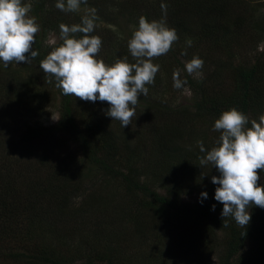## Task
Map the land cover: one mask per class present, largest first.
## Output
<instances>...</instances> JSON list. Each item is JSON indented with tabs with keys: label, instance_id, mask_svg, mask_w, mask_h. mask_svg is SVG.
I'll list each match as a JSON object with an SVG mask.
<instances>
[{
	"label": "trees",
	"instance_id": "trees-1",
	"mask_svg": "<svg viewBox=\"0 0 264 264\" xmlns=\"http://www.w3.org/2000/svg\"><path fill=\"white\" fill-rule=\"evenodd\" d=\"M23 2L31 3L30 15L40 25L32 46L39 55L31 63L13 62L7 68L0 61V257L26 264H212L216 256L215 264H263L264 208H249L251 220L245 228L232 217L223 227V204L215 200L218 185L211 182L219 172L199 165L204 153L197 143L203 141L207 150L214 146L220 135L215 120L231 107L250 120L264 114V47L259 48L264 11H256L262 1L82 3L96 9V25L103 21L127 35L130 22L138 23L141 15L160 20V5L166 3V23L179 37L166 55L153 61L160 65L155 82L147 86L146 96L140 95L136 117L124 128L105 115L107 102L63 95L39 66L52 47L62 43L59 37L55 45L50 43L49 35L59 36L60 23H80L85 13L63 12L55 7L57 0ZM91 35H96V27ZM189 38L191 47L185 43ZM127 42L117 36L102 40L97 59L112 64L127 56L135 62ZM185 49L187 55H182ZM194 55L204 62L203 79L180 69V60ZM177 68L187 81L184 86L195 93L192 108L166 97L167 91L175 94L184 88L171 86L172 79L168 84ZM50 96L59 101L54 106L59 109L56 126L27 125L14 139L13 113L25 101L39 105L32 98L49 101ZM61 132L77 143L87 163L78 171L72 162L52 161L49 136ZM16 150H21L20 157ZM259 175L258 183L264 184V172ZM99 176L122 188L129 205L87 194L88 178ZM198 188L206 198L200 194L195 203L184 200ZM99 200V206L94 205ZM61 223L66 225L60 230Z\"/></svg>",
	"mask_w": 264,
	"mask_h": 264
},
{
	"label": "clouds",
	"instance_id": "clouds-1",
	"mask_svg": "<svg viewBox=\"0 0 264 264\" xmlns=\"http://www.w3.org/2000/svg\"><path fill=\"white\" fill-rule=\"evenodd\" d=\"M88 0H57L55 7L63 12H79L81 4ZM163 17L149 21L144 15L138 19V27L133 26L127 48L135 62L127 56L107 64L97 59L102 47V39L91 35L96 27L95 8H86L81 22L71 26L60 23L58 46L40 61L43 73L55 79V86L63 95H72L89 102H107L105 115L118 120L122 128L132 124L136 117V107L141 94H148V85L155 82L160 65L153 61L166 55L179 39L175 28L166 23L167 4L161 3ZM31 3L23 0H0V61L7 68L15 62L31 63L39 52L33 50L40 25L35 16L30 15ZM80 33L77 37L75 34ZM187 47L193 41L186 40ZM55 45V42H53ZM187 55V50L182 51ZM203 60L193 56L185 63L184 70L194 78L203 79ZM179 68L173 71V87L181 89L186 80L181 79ZM52 83V79L48 80ZM56 119V118H54ZM251 125L250 127L248 125ZM214 130L219 138L207 150L203 141H198L204 155L199 157V165H211L219 172L211 182L218 185L215 200L223 204V227L227 228V217L245 228L250 220L249 208L253 205L264 208V184L258 183L260 172H264V114L259 119L249 117L236 107L222 112L215 120ZM201 196L206 198L207 193ZM215 210V205L212 206ZM244 235V234H242Z\"/></svg>",
	"mask_w": 264,
	"mask_h": 264
},
{
	"label": "rangeland",
	"instance_id": "rangeland-1",
	"mask_svg": "<svg viewBox=\"0 0 264 264\" xmlns=\"http://www.w3.org/2000/svg\"><path fill=\"white\" fill-rule=\"evenodd\" d=\"M260 1H262V2L260 3L261 6H259L257 8L258 10H256L257 13L264 11V0H259V2ZM253 3H256V2H253ZM86 8H89V6L81 7L80 12L85 13ZM90 8H93V7L90 5ZM124 23H125V21H124ZM133 26L138 27V23L130 22V27L128 28L129 33L127 35L125 32H120V33L115 32L116 31L115 26H112V25L107 24L106 22L100 21L96 25V35L100 36L102 38V40L110 38V37H114V36L128 40V36H129V38L131 37L132 31H133ZM58 37H59L58 35L51 33L49 35V42L50 43L58 42ZM263 47H264V42L261 44V47H259V48L262 49ZM178 56L182 57L180 55H178ZM171 59L172 60L175 59L173 54L171 56ZM190 59H191L190 57H185V58L181 59L180 61L185 66V63L187 61H189ZM184 66H182L180 68L182 70V72H186L184 70ZM203 69L204 68H202V75L204 74ZM171 79L173 80V78H169L168 84L171 83ZM170 85L172 86L173 84H170ZM49 94H50V92H49ZM52 95H53V93H52ZM166 97L170 98V100L172 102L180 103L181 105H184L185 107H188V108H192L191 107L192 103H194V100L196 98L195 93L192 90H190V88L188 86H184L183 90H181L180 92H175V94H173L172 90H171V92L167 91ZM51 98L49 101H47L43 97L42 98L41 97L32 98L33 103H38L39 105H30L29 106V104H28L29 100H28V102L25 101L24 105L22 107H20L21 109L17 110L15 113H13L12 118H14V119H13L12 123L10 122V124H11L10 126H11L12 131H13L11 134L14 137V139H17V137L21 134L22 127H23V129H25L27 125L36 126V127L45 126L48 128L56 126V124L58 122V118H59V109L54 107V106L59 101L54 100L53 96ZM53 100L56 103H53ZM54 118H56V119H54ZM49 137H50V142L52 143V145L54 147V152L51 155V156H53V158H52L53 162H58V161H60V162H63V161L72 162L71 165H74L77 171L84 164H87L86 161L83 160V158H82V155L78 149L77 143L75 141L69 139V137L66 133L61 132L55 136L53 134H51V136H49ZM62 140H64V142H65L64 145H63ZM14 154H15V156L20 157L21 156V150L14 151ZM66 157H67V159H65ZM77 164H79V167L77 166ZM35 166H37V162L34 161V159H33L32 167L34 168ZM38 169L41 170L40 167ZM76 170H74V171H76ZM88 188H89V191H87V194L91 193V192L96 193L99 195V199H101V198L108 199V197H109V201H112L113 203L117 202V205H119V204H121L122 206L123 205H129V201L128 202L125 201V196L123 195L122 188L115 185V182H114V184H111L110 182L105 181L101 176L94 177V178H91V177L88 178ZM200 194H201V191L199 190V188L195 189V191L185 194L184 200L187 202L195 203L199 199ZM83 198H86L89 201L90 195H88V196L85 195ZM81 200H82L81 197H79L78 203L81 202ZM90 202L92 203L94 201L90 200ZM99 203H101V200L96 201V203L94 205H97ZM97 206H99V205H97ZM65 225H66L65 223H61L60 224V230L64 229ZM9 260L10 259L0 257V264H26V261H27V260L16 259V260H14V262H10ZM216 260H217L216 256H214V258L212 260V264H215ZM260 261H261V263L264 264V253H262V258Z\"/></svg>",
	"mask_w": 264,
	"mask_h": 264
}]
</instances>
